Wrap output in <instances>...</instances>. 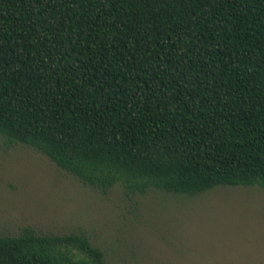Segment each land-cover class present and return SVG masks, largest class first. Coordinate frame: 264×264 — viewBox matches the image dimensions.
I'll return each mask as SVG.
<instances>
[{
    "label": "trees",
    "instance_id": "16d2710c",
    "mask_svg": "<svg viewBox=\"0 0 264 264\" xmlns=\"http://www.w3.org/2000/svg\"><path fill=\"white\" fill-rule=\"evenodd\" d=\"M0 138L104 192L264 188V0H0ZM0 264L108 263L25 227Z\"/></svg>",
    "mask_w": 264,
    "mask_h": 264
},
{
    "label": "rangeland",
    "instance_id": "374dc122",
    "mask_svg": "<svg viewBox=\"0 0 264 264\" xmlns=\"http://www.w3.org/2000/svg\"><path fill=\"white\" fill-rule=\"evenodd\" d=\"M83 234L108 264H264V188L188 196L82 185L48 157L0 138V236ZM74 259L89 261L76 249Z\"/></svg>",
    "mask_w": 264,
    "mask_h": 264
}]
</instances>
